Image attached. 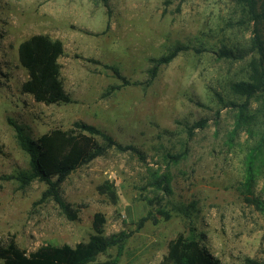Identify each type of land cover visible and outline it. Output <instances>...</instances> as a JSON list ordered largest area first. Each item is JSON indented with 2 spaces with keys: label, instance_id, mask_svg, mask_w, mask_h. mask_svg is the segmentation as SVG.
Instances as JSON below:
<instances>
[{
  "label": "rangeland",
  "instance_id": "1",
  "mask_svg": "<svg viewBox=\"0 0 264 264\" xmlns=\"http://www.w3.org/2000/svg\"><path fill=\"white\" fill-rule=\"evenodd\" d=\"M252 29L230 0H0V246L13 240L29 254L124 237L90 264H162L183 235L221 264H264V102H247L232 87L255 58ZM39 34L62 43L68 104L45 105L22 91L28 75L18 46ZM175 48L150 80L153 61ZM76 122L123 149H106L63 182V199L78 211L70 221L41 200L43 183L8 178L29 161L11 124L37 139ZM248 167L258 208L241 195ZM164 174L170 195L153 185ZM106 184L115 203L100 191Z\"/></svg>",
  "mask_w": 264,
  "mask_h": 264
},
{
  "label": "trees",
  "instance_id": "2",
  "mask_svg": "<svg viewBox=\"0 0 264 264\" xmlns=\"http://www.w3.org/2000/svg\"><path fill=\"white\" fill-rule=\"evenodd\" d=\"M230 1L243 8L246 16L253 23L252 47L255 51V58L248 65L243 80L235 82L232 87L247 102L251 98L264 102V0ZM62 51L61 41L51 40L41 34L30 37L18 46V62L28 75V79L22 85V91L31 95L36 102L45 105L70 103L59 80L57 59ZM179 51L180 49L175 48L168 55L154 60V66L149 70V79L152 80L159 68L168 64ZM108 69L123 81L124 86L132 84L121 77L115 66L108 67ZM204 124V121L198 122L190 127L189 132L192 133L195 128L202 129ZM11 125L18 145L29 161L26 170L18 171L8 178L17 181L21 187L33 181L43 183L45 190L41 200H51L66 219L76 220L78 211L63 199L61 185L72 172L102 155L106 149L115 147L122 150L123 148L104 131L82 122L74 123L68 130L55 128L37 139L30 138L20 126L14 123ZM262 126L264 128V120ZM98 138L103 142L98 141ZM125 149L132 150V148ZM153 185L160 188L166 195L171 194L170 180L167 175H154ZM253 187V174L251 168L248 167L245 181L241 185V195L247 203H253L258 208L260 202L251 198ZM100 191L112 203H115L116 196L111 185L106 184L103 188L101 187ZM259 208L264 210L263 206ZM95 220L98 225H102L103 219L100 215L95 216ZM144 221L145 218H142L140 225ZM121 238L112 240L103 235H97L86 244L75 247L66 244L45 245L29 254L20 249L13 240H9L7 244L0 246V260L3 264H90L108 247L122 242L124 237ZM116 262L117 259H113L109 262L94 264H116ZM249 263L257 264L254 261H249ZM162 264L221 263L197 241L180 235L170 243L168 254Z\"/></svg>",
  "mask_w": 264,
  "mask_h": 264
}]
</instances>
